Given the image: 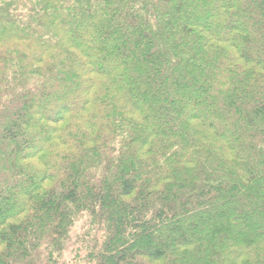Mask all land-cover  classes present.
Here are the masks:
<instances>
[{
  "label": "trees",
  "instance_id": "obj_1",
  "mask_svg": "<svg viewBox=\"0 0 264 264\" xmlns=\"http://www.w3.org/2000/svg\"><path fill=\"white\" fill-rule=\"evenodd\" d=\"M0 264H264V0H0Z\"/></svg>",
  "mask_w": 264,
  "mask_h": 264
},
{
  "label": "rangeland",
  "instance_id": "obj_2",
  "mask_svg": "<svg viewBox=\"0 0 264 264\" xmlns=\"http://www.w3.org/2000/svg\"><path fill=\"white\" fill-rule=\"evenodd\" d=\"M75 228V225L74 226H72V231H73V229ZM68 257V256H67Z\"/></svg>",
  "mask_w": 264,
  "mask_h": 264
}]
</instances>
